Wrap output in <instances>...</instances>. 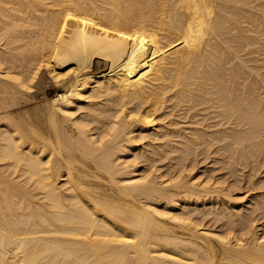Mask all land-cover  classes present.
I'll return each mask as SVG.
<instances>
[{
    "label": "bare ground",
    "instance_id": "1",
    "mask_svg": "<svg viewBox=\"0 0 264 264\" xmlns=\"http://www.w3.org/2000/svg\"><path fill=\"white\" fill-rule=\"evenodd\" d=\"M0 264H264V0H0Z\"/></svg>",
    "mask_w": 264,
    "mask_h": 264
},
{
    "label": "rangeland",
    "instance_id": "2",
    "mask_svg": "<svg viewBox=\"0 0 264 264\" xmlns=\"http://www.w3.org/2000/svg\"><path fill=\"white\" fill-rule=\"evenodd\" d=\"M243 192H246L245 190H243Z\"/></svg>",
    "mask_w": 264,
    "mask_h": 264
}]
</instances>
